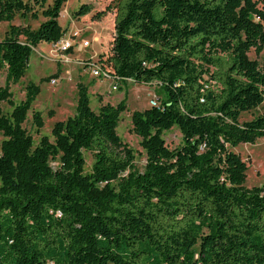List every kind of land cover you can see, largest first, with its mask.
Segmentation results:
<instances>
[{
    "label": "trees",
    "instance_id": "trees-1",
    "mask_svg": "<svg viewBox=\"0 0 264 264\" xmlns=\"http://www.w3.org/2000/svg\"><path fill=\"white\" fill-rule=\"evenodd\" d=\"M65 2L0 0V22L37 19L32 4L46 18L36 30L11 24L0 41V264H264V179L246 188L248 167L233 151L264 138V56L248 57L264 53V0H112L73 14L114 13L98 63L116 80L157 83L163 93L158 107L131 115L141 172L116 131L126 98L94 111L78 84L75 114L53 125L52 141L35 146L23 128L38 87L28 83L14 104L8 84L24 76L36 46L66 34ZM32 120L38 133L41 114ZM173 127L182 145L170 150L163 133ZM84 152L94 158L89 173Z\"/></svg>",
    "mask_w": 264,
    "mask_h": 264
},
{
    "label": "rangeland",
    "instance_id": "rangeland-1",
    "mask_svg": "<svg viewBox=\"0 0 264 264\" xmlns=\"http://www.w3.org/2000/svg\"><path fill=\"white\" fill-rule=\"evenodd\" d=\"M27 0H24L26 2ZM112 0H66L64 3L58 23L62 29L71 31H79L81 38L90 42L89 47L74 52L69 55L70 63L60 62V55L52 47L51 44L41 43L33 49L31 54L27 70L24 76L18 81V83L8 84L9 92L11 93V100L14 104H19L24 100L25 89L28 83H32L38 87V93L35 101L33 102L31 109L27 112V118L23 124V128L32 137L34 145L36 146L42 136H47L50 141L53 140L51 136V129L53 125L58 121H64L68 117H72L75 114L74 102L76 96L75 82L80 79L85 84H90L93 81L97 83L96 88L98 94L105 95L108 103L116 106L123 99L126 98L127 109L121 114V120L119 121L116 129L118 136L122 142L127 144L134 152L135 156V169L139 172L143 171L146 156L144 150L140 145V138L137 137L132 131L131 115L134 111H144L151 107V101L157 100L159 105L160 99L163 97V93L160 90L157 83L149 85L136 84L134 82H121V88L115 91L112 90V84L110 80L104 79L103 83L98 82L88 74V71L83 70L77 63L80 59L92 58L97 59V52L99 49L101 53L109 54L111 39L113 36V15L109 13L104 26L101 24L95 25L100 34V38H94L96 34L83 30V25H87L86 22L82 24L73 17V14L79 9L83 3L92 5L93 8L103 10L106 5ZM52 3V0H45L44 9ZM33 5V11L38 14L37 19H32L30 16L23 17L20 14H16L11 22H0V41L4 39L5 34L9 26H29L31 29L36 30L38 26L46 20L41 15L43 8ZM262 7L261 4H259ZM107 16V15H106ZM94 34V35H93ZM23 41V38H20ZM264 53L257 55L253 50L248 53V57L251 60H255L258 63L262 61ZM96 57V58H95ZM63 65V66H62ZM64 72H62L61 70ZM52 80H56V84H52ZM120 84V83H119ZM6 86V69L0 65V88ZM90 89H92L90 85ZM89 94L90 108L94 111L98 110V107L103 103L99 102L98 98L102 96ZM2 110L5 114H10L12 107L6 103H2ZM263 111L262 106L245 112L240 117V122H247ZM33 112H39L42 116L43 127L37 133V129L33 124L32 114ZM163 139L168 149L173 150L182 145V135L176 127L171 128L169 131L163 133ZM3 137L0 136V143ZM233 151L237 153L240 158L246 163L247 172L244 182L246 188L260 187L263 184L264 179V138L256 140L253 144H240L234 148ZM85 159V173H89L94 163L92 153L84 152ZM56 162H51L52 167H56Z\"/></svg>",
    "mask_w": 264,
    "mask_h": 264
},
{
    "label": "built area",
    "instance_id": "built-area-1",
    "mask_svg": "<svg viewBox=\"0 0 264 264\" xmlns=\"http://www.w3.org/2000/svg\"><path fill=\"white\" fill-rule=\"evenodd\" d=\"M259 20L258 18L256 19ZM56 52L60 55V60L63 63H70L69 55L74 50L81 51L89 47L90 42L86 39L81 38V33L79 31L66 32V34L56 43L51 44ZM77 63L82 69L88 71V74L93 77L95 80L103 81L104 79L112 81V90L115 91L118 89L119 83L123 81L131 80H116L112 78L107 71H105L97 59L89 60H78ZM52 84H56V80H52ZM157 100L151 101V107H158Z\"/></svg>",
    "mask_w": 264,
    "mask_h": 264
},
{
    "label": "crops",
    "instance_id": "crops-1",
    "mask_svg": "<svg viewBox=\"0 0 264 264\" xmlns=\"http://www.w3.org/2000/svg\"><path fill=\"white\" fill-rule=\"evenodd\" d=\"M91 15H92V13H90V14H88V15H86V16H84V17H81V18H78L77 20H79V21H82L83 23L82 24H84V22H86L87 23V25H86V27H85V25H83L84 27H83V30L85 29L87 32H92V33H94V34H96L95 36H94V38H100V34L98 33V31H97V29H95V25L96 24H98V25H102V26H104V23H105V21H106V19L108 18V15L109 14H107V16H105L102 20H100V21H92L91 20ZM113 21H114V15H113ZM68 32V31H67ZM93 34V35H94ZM97 38V39H98ZM84 39V38H83ZM101 53V50L99 49V51L96 53L97 54V56L96 57H98V54H100ZM71 55V54H70ZM95 57V58H96ZM89 59H92V58H86V59H80V60H89ZM61 62V61H60ZM62 64H63V62H62ZM65 64V63H64ZM63 66V65H62ZM61 70H62V67H61ZM84 70V69H83ZM62 72H64L63 70H62ZM81 77V76H80ZM80 77H79V79L75 82V85H76V96H75V102H74V108L76 107V102H77V85L78 84H83L84 86H86L87 87V89H88V95L90 94V95H94V94H98V90H97V88H96V86L95 85H97V83H95L96 81H93L92 83H90V84H85L81 79H80ZM98 82H100V83H103V82H101V81H98ZM124 82H126V81H123V83ZM127 82H131V81H127ZM111 84H112V81H111ZM121 84L122 83H120L119 84V86H118V89H120L121 88ZM90 85H91V87H92V89H90ZM107 95H110V93L109 92H107L106 93ZM106 94H98V95H100V96H102L103 98H98V100H99V102H101V103H103V104H107L108 103V101H107V99L105 98V95Z\"/></svg>",
    "mask_w": 264,
    "mask_h": 264
}]
</instances>
